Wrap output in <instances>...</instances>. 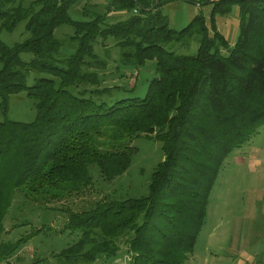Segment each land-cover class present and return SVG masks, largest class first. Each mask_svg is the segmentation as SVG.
<instances>
[{
	"label": "trees",
	"instance_id": "obj_1",
	"mask_svg": "<svg viewBox=\"0 0 264 264\" xmlns=\"http://www.w3.org/2000/svg\"><path fill=\"white\" fill-rule=\"evenodd\" d=\"M77 1L0 0V32L23 23L27 33L14 45L0 39V264H18L14 254L50 229L44 224L15 242L2 240L17 193L48 207L65 197L60 192L69 184L75 193L68 196L91 188L92 165L105 181L127 171L136 148L115 146L108 131L117 139L161 142L163 159L149 192L63 209L62 231L74 237L52 256L58 264H107L124 242L129 264H187L226 157L264 123V0H181L212 7L209 18L199 12L180 29L162 11L173 0H112L104 13L84 8L86 19L74 20L69 10ZM235 8L239 30L232 46L216 17ZM111 12L125 16L113 20ZM63 25L73 29L66 56L64 40L55 36ZM110 37L120 49L117 68L155 62L144 96L97 101L111 88H99L98 73L89 69L103 67L95 47ZM193 39L195 54L176 52ZM23 53L32 59L24 61ZM22 92L35 100L31 122L8 117L10 97Z\"/></svg>",
	"mask_w": 264,
	"mask_h": 264
},
{
	"label": "rangeland",
	"instance_id": "obj_2",
	"mask_svg": "<svg viewBox=\"0 0 264 264\" xmlns=\"http://www.w3.org/2000/svg\"><path fill=\"white\" fill-rule=\"evenodd\" d=\"M31 1L33 0H25L24 3L27 5ZM91 1L93 0H78L69 10L71 18L86 19L84 8L92 10L91 12H105L101 10L102 7L90 4ZM172 17L170 27L182 28L183 24H180L176 16ZM227 18L239 21L238 11H232ZM72 34L73 29L68 25H63L55 31L56 38L65 42L61 48L64 56L73 51L69 39ZM26 37L23 23L13 32H0V39L8 45L21 42ZM114 43L112 37L107 43H98L95 50L104 62L103 67L89 69L98 73L101 79L99 88H111L109 92L99 94L96 98L97 101L108 104L125 97L144 96L149 81L155 76L154 61H148L137 69H127L122 65L117 68L120 64V49L115 47ZM197 48L198 41L193 39L187 47H181L176 52L195 54ZM21 57L24 61L32 59L30 53H23ZM33 82L29 77V85ZM87 87L95 88L90 85ZM9 108L8 117L15 121L31 122L36 116L35 100L25 92L12 95ZM3 120L0 112V121ZM109 135H112L110 139L117 147L131 144L136 148L130 167L122 175L105 181L97 166L92 165L90 171L94 183L91 188H81L79 191L84 189L82 192L68 196V193H75L71 190L74 187L69 184L60 192H64L65 197L53 200L48 207L31 200L26 192L17 193L4 219L5 233L2 240L15 242L33 228H40L44 224L50 229L47 230L46 237L37 236L28 241L14 254L13 261L18 264H58L52 253L59 252L74 237L62 231L67 222V216L63 213L65 208L82 211L92 207L100 199H122L148 194L153 169L163 159L161 142L144 136L117 139L111 131L107 132L106 137ZM121 246L123 251L107 264H129L130 255L125 250L126 244L122 242ZM246 254L255 256L258 261L260 257L264 259V123L242 147L226 157L211 191L205 221L187 264H229ZM258 261L255 260L253 264H259Z\"/></svg>",
	"mask_w": 264,
	"mask_h": 264
},
{
	"label": "crops",
	"instance_id": "obj_3",
	"mask_svg": "<svg viewBox=\"0 0 264 264\" xmlns=\"http://www.w3.org/2000/svg\"><path fill=\"white\" fill-rule=\"evenodd\" d=\"M111 1L112 0H93L91 1L90 4L102 7L101 10L105 11L107 5H109ZM204 1H208V0H204ZM211 7L212 6L206 2H204L203 4L196 5V4L183 2L181 0H173L171 2L165 3L162 7V11L165 15L168 16L170 22L173 20L172 16H176L180 24H183L184 26L199 12L204 13L207 16V18H209ZM236 10L233 9L234 12H236ZM109 16L112 17L113 20L122 19L124 18L125 13L111 12ZM227 16L228 15L226 16L218 15L216 17V25L219 32H221L229 41V43L233 46L238 35L239 21L229 20ZM243 256L244 257L238 258L237 261H234V263H229V264H253L255 263V260L258 261L257 258L253 255L246 254ZM258 262L259 264H264L263 263L264 259L260 257Z\"/></svg>",
	"mask_w": 264,
	"mask_h": 264
}]
</instances>
